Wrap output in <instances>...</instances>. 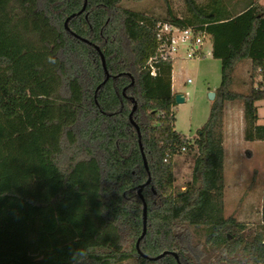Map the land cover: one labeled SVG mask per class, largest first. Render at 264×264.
Here are the masks:
<instances>
[{"label":"trees","instance_id":"1","mask_svg":"<svg viewBox=\"0 0 264 264\" xmlns=\"http://www.w3.org/2000/svg\"><path fill=\"white\" fill-rule=\"evenodd\" d=\"M84 1L0 0V264H264V189L259 224L224 215L223 119L225 102L241 100L244 139L264 140V4L233 13L184 0L187 15L169 6L159 20L121 0H86L79 12ZM159 22L205 30L221 60L193 141L174 126L173 60L150 72ZM246 59L242 93L231 87ZM183 147L198 153L191 183L176 190Z\"/></svg>","mask_w":264,"mask_h":264},{"label":"rangeland","instance_id":"2","mask_svg":"<svg viewBox=\"0 0 264 264\" xmlns=\"http://www.w3.org/2000/svg\"><path fill=\"white\" fill-rule=\"evenodd\" d=\"M212 0H197L206 5ZM233 13L244 9L251 0H220ZM264 4V0H259ZM123 7L142 11L159 20H164L170 6L179 17L188 14L184 0H121ZM204 54L194 58L173 59V84L176 94L185 100L174 106V126L191 141L207 121L215 92L221 82V60L211 55V41L203 45ZM248 67L241 63L236 68L231 89L246 93L251 87ZM216 97V94H215ZM215 99V98H214ZM262 107V106H261ZM264 118V107L260 110ZM225 167H224V215L253 227L261 222V208L264 189V141L247 142L241 134L245 125L241 100L226 101L224 105ZM244 128V127H243ZM237 137V138H236ZM248 147H252L250 149ZM247 149L249 151L247 152ZM198 149H184L173 157L174 185L184 190L192 181L195 155ZM137 242V241H136ZM125 264H142L132 259Z\"/></svg>","mask_w":264,"mask_h":264},{"label":"built area","instance_id":"3","mask_svg":"<svg viewBox=\"0 0 264 264\" xmlns=\"http://www.w3.org/2000/svg\"><path fill=\"white\" fill-rule=\"evenodd\" d=\"M156 38L158 48L148 65L151 74L158 73L157 63L164 59L180 57L194 58L204 54L203 45L209 38V34L195 27H180L171 22H159L157 24ZM185 148L183 147L182 150Z\"/></svg>","mask_w":264,"mask_h":264},{"label":"water","instance_id":"4","mask_svg":"<svg viewBox=\"0 0 264 264\" xmlns=\"http://www.w3.org/2000/svg\"><path fill=\"white\" fill-rule=\"evenodd\" d=\"M86 7V0L84 1V4H83V7L82 9L79 11H83ZM72 16H74V14H72ZM71 17H67L66 21H65V25L67 26V23L69 21ZM85 40V39H84ZM96 48L100 51V48L98 46H96ZM100 54H101V60H102V64H103V67H104V70H105V73H106V79L109 77V72L107 71V68H106V65H105V58L102 54V52L100 51ZM215 92H210V98L214 100L215 98ZM185 100V98L181 95V94H175V102L176 103H180V102H183ZM135 108V107H134ZM130 119L132 121V123L135 125L136 127V130H137V133L139 135V145H140V149L142 151V154H143V158H144V163H145V166L146 168L148 169V165H147V161H146V158H145V153H144V150H143V145H142V142H141V139H140V136H141V133H140V127L139 125L133 120L132 118V115H130ZM151 181V178L149 177L148 180L144 183V184H149ZM144 184H141L140 186V189H139V192L141 191V188ZM142 200H143V231H142V234L139 236V238L137 239V242H136V246H137V249H138V252L142 255V256H146L145 254H143L140 250V247H139V243H140V240L142 239V237L146 234V231H147V204L144 200V198L141 196ZM169 252L168 251H164L162 252L161 254L155 256V257H150L151 259H158L160 257H163L164 255L168 254ZM172 253L176 258H178V255L176 252H170Z\"/></svg>","mask_w":264,"mask_h":264},{"label":"crops","instance_id":"5","mask_svg":"<svg viewBox=\"0 0 264 264\" xmlns=\"http://www.w3.org/2000/svg\"><path fill=\"white\" fill-rule=\"evenodd\" d=\"M211 41V40H210ZM211 49H212V43H211ZM212 55V54H211ZM243 64H245V66L248 67L247 71L249 72L250 70V64H251V61L249 59H246V60H243V62H241ZM239 63L238 66L241 64ZM235 73H236V70H235ZM257 79V78H256ZM260 79V78H259ZM257 79V80H259ZM172 90H173V93L176 94V92L174 91V84H173V69H172ZM232 102V101H231ZM257 103V106H258V113H259V120H258V123H261V124H264V118L261 117V114H260V110L261 108L264 107V100H260ZM262 106V107H261ZM244 125L242 126V129H241V134L243 136V130H244ZM237 138V137H236ZM225 132H224V141H225ZM247 141V140H246ZM256 141H264V140H255V141H247V142H256ZM225 143V142H224ZM250 149H253L252 147H248ZM249 151V149H247V152Z\"/></svg>","mask_w":264,"mask_h":264}]
</instances>
